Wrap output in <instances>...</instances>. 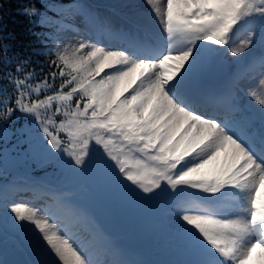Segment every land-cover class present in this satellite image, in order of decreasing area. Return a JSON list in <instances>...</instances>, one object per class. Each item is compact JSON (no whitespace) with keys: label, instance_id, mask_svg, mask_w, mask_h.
<instances>
[{"label":"snow or ice","instance_id":"snow-or-ice-1","mask_svg":"<svg viewBox=\"0 0 264 264\" xmlns=\"http://www.w3.org/2000/svg\"><path fill=\"white\" fill-rule=\"evenodd\" d=\"M146 3L165 34L163 51L130 33L124 35L136 39L137 50L87 40L65 44L61 34L67 30L110 26L76 0L58 7L23 5L21 14L42 30L30 29L36 43L48 42L43 52L54 57L53 70L37 73L30 57L13 60L7 44L0 45V80L7 81L0 133L21 113L38 125L49 154L58 153L54 159L73 171L100 165L139 199L171 201L176 230L195 257L187 264H248L257 248L264 251V197L258 196L264 186V128L256 131L238 101L243 82L256 78L245 67L224 94L202 90L199 81L220 50L242 58L254 47L257 28L264 45V0ZM12 64L14 70H5ZM247 95L264 119V59ZM25 200L12 202L9 190L0 189V228L36 235L58 264H129L98 258L62 234L54 212ZM59 207L68 216L77 214L67 202Z\"/></svg>","mask_w":264,"mask_h":264},{"label":"trees","instance_id":"trees-1","mask_svg":"<svg viewBox=\"0 0 264 264\" xmlns=\"http://www.w3.org/2000/svg\"><path fill=\"white\" fill-rule=\"evenodd\" d=\"M44 2L55 4L58 7L61 3L67 2V0H0V17L3 18L0 21V45L7 44L9 49L8 55L13 60L30 57L31 64L29 67L35 69L37 73L43 72L47 74L53 70L49 68V61L54 58L43 52V48L48 46V42L45 41L43 44L36 43V38L30 34V29L38 32L42 30L30 24L28 17L21 14L23 5L31 3L39 8ZM76 2L85 6L92 13L100 15L104 20H106L107 14H113L114 18H117L119 15L117 11L113 10L119 9V7L109 4L107 1L76 0ZM49 14L51 15V13ZM76 23L80 25V21L77 22L76 20ZM87 25L92 26L91 24L81 25L82 31L79 33L67 30L61 34V37L68 38L77 34L90 35L92 32L89 31ZM45 35L50 34L45 33ZM37 50H40L41 54H33ZM14 66L12 64L5 70H14ZM3 67V65H0V68ZM40 79L43 80V75H41ZM6 84L7 81L0 80V96L4 95L3 89ZM56 86H59V78L57 79ZM3 124L4 121L0 120V125ZM62 135L63 133H61ZM42 139L46 138L39 131L38 125L33 123L30 118H24L21 113H17L16 117L6 125L4 131L0 133V187L4 186L16 174H23L25 176L35 175L38 178H47L46 174H49L50 180L53 178L65 180L66 184L69 185L70 191L77 193L81 182L73 178L75 171L66 163L63 161H45L40 156L30 153L31 150H34L33 143ZM136 155L139 156L140 154L138 155L137 153ZM86 172L96 178L93 194L100 196L111 205L117 204L115 208L119 212L121 221L124 220L127 228L133 229L137 233L142 244L150 245L153 254L159 256L164 261L171 260L172 262L193 256L176 228L171 229L165 225L166 219L172 221L175 225L170 212L171 201L167 199H139L132 192L128 191L127 188L115 182L110 173L100 165L94 166ZM91 175H88V177L91 178ZM4 189L9 190L12 202H16L17 200L28 202V200H25V197H28L33 203L36 202L33 199L37 196L38 189L22 187ZM198 194L204 195L202 193ZM65 196L68 197L69 195L65 194ZM56 197L58 198V189L52 187V199L49 200L46 206L48 210L54 213H56L58 208ZM126 205L134 207V211L129 212L125 208ZM153 206H156L161 211L158 217H154L149 213ZM4 227L0 229H4ZM82 233L81 230L78 235H85ZM88 242L91 247H95L97 244L92 239H88ZM42 247H39L38 251L43 255L45 263L55 264L49 250H43Z\"/></svg>","mask_w":264,"mask_h":264},{"label":"rangeland","instance_id":"rangeland-1","mask_svg":"<svg viewBox=\"0 0 264 264\" xmlns=\"http://www.w3.org/2000/svg\"><path fill=\"white\" fill-rule=\"evenodd\" d=\"M97 2L100 1H107L109 4L115 5L117 7H119V9H121V11L119 12V19L114 18L112 15L113 14H107L106 15V22L108 23V25L111 26H117V27H121L122 30H124L126 28V26H122V24L125 22L126 19H130L131 21H133L135 24L139 25L142 28V33H144L148 40L158 44V45H151L154 46L158 49H161L162 51L165 48V34L162 32L161 30V26L158 23L157 18L155 17V15L152 12V9L149 7V5L146 3V0H95ZM97 16L100 17V15L97 14ZM77 21H79V19H77ZM88 29H92L93 31L97 32L99 31L96 28H91V26H88ZM121 30V31H122ZM101 32V31H100ZM95 34V38L90 37V36H86L84 34H77V35H73L71 37H64L61 39L63 40V42L65 44L68 43H75L76 41L79 40H87L90 41L92 43H101L104 41H109V37H110V31H107V34L103 35H97ZM120 32H116L115 33V37L117 40H113V43L116 45L117 41L119 40V36H125L123 34H121ZM103 35V36H102ZM248 35L247 31H245L244 33V37H246ZM259 37V31L257 30V37H256V41H255V45L257 43ZM136 41V40H135ZM120 42V41H119ZM105 45V44H103ZM252 47L251 49H248L247 51L250 53L256 52L257 50H259V46H255ZM107 47H110V45H105ZM226 55V60H233L236 57H232L230 54L225 53ZM111 71V70H106V72ZM208 73V71L206 72ZM103 75V73H102ZM260 75V71L258 73H256L254 76L256 79L259 78ZM206 77V75H203L201 77V82L202 79ZM256 79H246L243 82V86L245 87V91L248 92L249 89H251L255 83H256ZM235 80V79H234ZM234 80L231 82L232 83V87H233V83ZM202 90H205L209 93H214L216 94V86H210V87H203L201 85ZM246 94L243 92H239V101L238 103L240 104V114L247 116L251 119V121L256 125V129H260V125L261 123H264V121H261L258 118V113L259 112V105L255 104V102L253 101V104L248 105L247 101H246ZM249 99L251 100V98L249 97ZM203 108H197V110H201ZM63 138V135L61 136ZM33 148L34 150H31L30 153H33L34 155H38L40 156L42 159H44L45 161H60L57 159H54V156H57L58 153L52 152V154H49V151L47 150V145H46V139H42L41 141L38 142H34L33 143ZM1 156V155H0ZM68 158L65 157V160H67ZM88 175H91L90 173L84 171V172H77L75 171V173L73 174V178L77 179L78 181H80V185H79V190L81 192V194L78 196V199L76 197V199H61V201L67 202L71 207H73L76 211L79 210L80 212V216L76 219H68L66 220V225L67 227H65L64 229H60L62 231V234H65L66 236H68L70 238V240H72L73 242H75L77 245H82V241L84 240L85 237H77V232L79 229H77L80 223H83L81 227L83 226H87L90 228V232L92 233V239H95V241L97 242H101L102 246L105 244V246L109 247L107 244L112 245V251L115 254V256H118L120 259L126 260L129 262V264H160L158 263L155 259H153L150 256V253L146 250L149 249L148 245H142L140 243V239L138 237V235L135 232H129L127 231V235L124 238L121 239H109L107 240V244L104 242L105 237L104 236H97L98 230L100 229V227L98 226V224L93 220V219H89V215L87 214L86 210H87V204L90 201L91 197L94 196L93 191L95 189V181L96 178L91 175L92 177L89 178ZM47 178H50L49 174H46ZM17 179L20 181H23V178H21V176H18ZM24 184L26 185H30L32 182H34L35 180L33 179V177H29L28 179L24 180ZM21 184V182H19ZM40 185L43 184V182H39ZM53 185H57L59 187V189H64V187H66V184L58 182L56 180L53 181ZM62 193V192H61ZM106 195V194H105ZM258 195L260 197L264 196V186L261 187L260 192L258 193ZM107 196V195H106ZM109 197V196H107ZM117 202V201H116ZM106 203V202H105ZM109 206H111L109 203H107ZM117 205V204H115ZM32 207L34 208H40L36 205H32ZM112 207V206H111ZM113 208V207H112ZM125 208L131 212L134 211V207H132L131 205H126ZM114 209V208H113ZM150 215H153L154 217H158L161 213V211L156 207L153 206L150 209ZM125 217V216H124ZM127 217V216H126ZM129 218V217H127ZM167 225L169 227H174L173 222L171 221H166ZM63 223V222H60ZM29 227H34V226H29ZM21 234V238L25 239L30 245H32L35 249L38 251L39 247H42L43 250L47 249L46 248V242H42L41 240H39L36 235L32 234V233H27V232H20ZM11 238L13 239L14 243H13V248H15V250H23L22 248H24V245H27L26 242H24L23 245H18L16 242L17 241H21L20 238L15 234H11L10 235ZM86 244V242H85ZM29 249H31V247H28ZM88 248V247H87ZM89 249V248H88ZM49 253L53 256V258L56 260V262L58 263V258L55 257L54 253H51L50 249ZM92 251V249H91ZM257 254L251 258V261L249 264H259L260 262L264 261V251H262L260 248H257ZM94 252V251H92ZM256 253V252H255ZM40 254V253H39ZM0 262H2V256L0 257ZM32 262L34 264H44L41 259H34L32 260Z\"/></svg>","mask_w":264,"mask_h":264},{"label":"water","instance_id":"water-1","mask_svg":"<svg viewBox=\"0 0 264 264\" xmlns=\"http://www.w3.org/2000/svg\"><path fill=\"white\" fill-rule=\"evenodd\" d=\"M235 68V63L223 62L222 52H219L214 57L211 73L217 78L220 72H224L226 74L222 79L224 80L234 72ZM89 209L104 231L109 235H113L114 237L124 235V228L117 223L114 210L102 203L97 197L91 199ZM3 249L5 251V264H30L24 254L20 252L10 253L5 246Z\"/></svg>","mask_w":264,"mask_h":264}]
</instances>
